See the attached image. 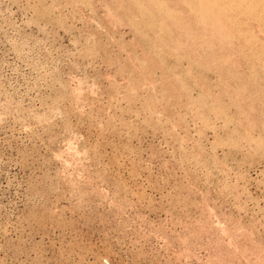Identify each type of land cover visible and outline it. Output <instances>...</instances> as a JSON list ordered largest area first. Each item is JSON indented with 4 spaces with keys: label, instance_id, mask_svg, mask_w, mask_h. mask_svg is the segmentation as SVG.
<instances>
[{
    "label": "rangeland",
    "instance_id": "rangeland-1",
    "mask_svg": "<svg viewBox=\"0 0 264 264\" xmlns=\"http://www.w3.org/2000/svg\"><path fill=\"white\" fill-rule=\"evenodd\" d=\"M0 264H264V0H0Z\"/></svg>",
    "mask_w": 264,
    "mask_h": 264
}]
</instances>
